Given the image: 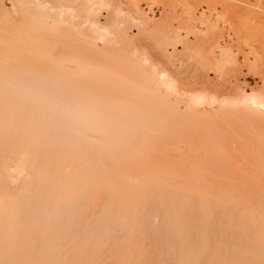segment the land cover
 <instances>
[{"label":"bare ground","instance_id":"obj_1","mask_svg":"<svg viewBox=\"0 0 264 264\" xmlns=\"http://www.w3.org/2000/svg\"><path fill=\"white\" fill-rule=\"evenodd\" d=\"M231 126L264 160V0H0V264H264Z\"/></svg>","mask_w":264,"mask_h":264},{"label":"rangeland","instance_id":"obj_2","mask_svg":"<svg viewBox=\"0 0 264 264\" xmlns=\"http://www.w3.org/2000/svg\"><path fill=\"white\" fill-rule=\"evenodd\" d=\"M104 15L105 13H102L100 15L101 20L104 19ZM227 42L229 41L227 40ZM246 80L247 82H249L248 84H250L251 86L253 85L256 79L247 77ZM229 130L231 132L230 135L232 137L228 135L229 137H231L230 139L228 136H226L227 141L225 140L224 141L227 143V145L223 143L224 141L221 143L223 144L221 145L222 147H220L221 149H219L221 150L220 153L222 152L221 154L219 153L216 156L215 153H217L218 148L214 149L215 153L213 152L214 150H208V152H205L206 156H204L205 158L203 162V164L206 166L205 168L207 169V172L205 171L207 175L205 179L212 186L213 188L212 191L214 190H217V192L220 191L218 193L223 195L233 194L236 198H238L236 202L241 203L246 211L252 210L253 220L250 219L248 215H245L244 217H246V219H250L254 221V223L255 221H257L256 225L258 227L263 228L262 234L264 235V160L256 161V162L237 163L233 160L232 156L231 159H229L227 157L228 151L231 152L230 154L234 153L236 155L237 154L236 152H240L239 149L241 147V142L239 140L237 141L236 139L237 138L236 133H238V130L234 129L233 127L229 128ZM229 130L227 128L225 129L224 127L221 128V131L222 132L224 131V133H226L227 131L229 132ZM222 132H220L221 137L223 136L225 137V134L222 135ZM232 138H234V141ZM231 146L233 147L231 148ZM258 149L263 156L264 152L261 151V148ZM223 150L225 153H223ZM239 155H237L238 158ZM210 156L215 157V160H213V158ZM158 157L161 159L160 163L163 164L162 162L165 161H163L164 159H162L163 157L162 154L158 155ZM168 164L169 166L167 165L166 168L170 167L177 170L184 169L183 171H186L187 167H189V165H182L181 167L178 164H172V163H168ZM183 166H185L186 169L183 168ZM189 169L190 171L187 170V172H185L186 175L187 174L189 175V172L191 173V168ZM211 172L214 173V175H211L210 174ZM188 175L185 177H188ZM187 185H191L193 187L197 186V184L192 181H190V184L188 182ZM223 189H225V193L222 192ZM226 190H229L230 192H226Z\"/></svg>","mask_w":264,"mask_h":264}]
</instances>
